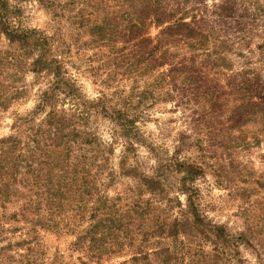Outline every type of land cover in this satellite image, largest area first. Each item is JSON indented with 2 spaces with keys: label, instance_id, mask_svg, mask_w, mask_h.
<instances>
[{
  "label": "trees",
  "instance_id": "16d2710c",
  "mask_svg": "<svg viewBox=\"0 0 264 264\" xmlns=\"http://www.w3.org/2000/svg\"><path fill=\"white\" fill-rule=\"evenodd\" d=\"M24 1L0 0V35L7 41L0 50V112L25 94V75L45 83L33 109L16 115L10 125L13 132L0 138V242L17 228L11 221L27 227L5 249L22 246L25 252L17 255L22 264H29L37 231L58 234L65 228L74 234L75 250L95 264L122 252H129V258L117 264H232L240 244L264 264V242L256 229L234 236L200 213L192 197V183L199 175L196 166L176 161L173 174L180 177L170 190L165 179L155 173L146 176L128 164L138 142L137 111L148 99L153 102L154 92L165 83L171 88L159 95L171 96L173 75L159 73L145 88H132L114 102L102 92L89 99L65 67L70 43L61 40L57 29L47 34L26 28L21 17ZM35 1L68 22L71 41L78 47L106 48L101 65L114 64V72L136 85L157 64L154 52L160 42L151 44L148 26L166 23L165 29L177 32L188 49H200L204 39L185 21L187 13L174 11L166 0ZM82 35L87 40L79 42ZM110 70L105 71L107 77ZM97 119L108 121L109 140H102L93 124ZM120 137L116 176L135 184L122 195L108 196L103 189L109 183L99 179L115 178L109 161ZM172 191L185 196L183 204ZM8 205L15 209L7 211Z\"/></svg>",
  "mask_w": 264,
  "mask_h": 264
},
{
  "label": "rangeland",
  "instance_id": "374dc122",
  "mask_svg": "<svg viewBox=\"0 0 264 264\" xmlns=\"http://www.w3.org/2000/svg\"><path fill=\"white\" fill-rule=\"evenodd\" d=\"M165 2L174 11H185V21L204 39L200 47L196 45L200 49H188L177 32L165 29L166 23L148 26L146 36L151 44L158 39L160 47L154 52L157 64L139 79L138 85L114 72V64L101 65L106 48L98 51L75 45L68 22L38 6L35 0L23 2L21 17L26 28L47 34L57 29L61 40L70 43L65 67L89 99L102 92L114 102L132 88H145L159 73H167L166 78L173 75L171 96L159 95L171 88L165 83L154 92L155 100L148 99L137 111L138 142L129 154L128 164L146 176L155 173L165 179L170 190L180 177L173 174L176 161L196 166L199 175L192 183V197L200 213L234 236L256 229L264 242V0ZM170 39L171 43L166 42ZM85 40L82 35L79 42ZM6 46L5 37L0 35V50ZM107 69H112L108 77ZM24 82L28 85L25 94L0 112V138L13 132L10 125L16 115L33 109L36 94L45 83L35 82L29 74ZM93 124L103 141L111 138L108 121L97 119ZM121 149L122 137L113 144L110 155L115 178L99 179L109 183L103 189L108 196L122 195L135 184L128 177L116 176ZM175 191L171 193L183 204L185 196ZM13 209L15 205H8L7 211ZM11 223L17 228L7 234L8 240L0 242L4 248L0 264H22L17 253L25 252L23 247L4 246L8 241H17L27 227L19 220ZM62 229L58 234L37 231L39 237L32 242L36 250L29 254V264H95L71 245L74 234ZM237 251V262L232 264H258L250 248L240 244ZM128 255L129 252L111 255L101 264H117L127 260Z\"/></svg>",
  "mask_w": 264,
  "mask_h": 264
}]
</instances>
